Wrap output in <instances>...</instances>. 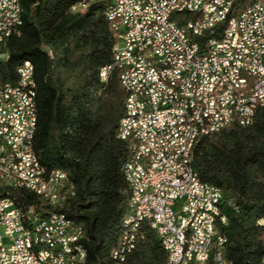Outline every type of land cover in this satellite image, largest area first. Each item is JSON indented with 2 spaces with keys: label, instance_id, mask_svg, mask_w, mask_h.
<instances>
[{
  "label": "built area",
  "instance_id": "obj_1",
  "mask_svg": "<svg viewBox=\"0 0 264 264\" xmlns=\"http://www.w3.org/2000/svg\"><path fill=\"white\" fill-rule=\"evenodd\" d=\"M234 2L102 1L116 43L113 64L99 71V79L105 82L116 68L126 94L116 137L128 145L129 156L122 171L127 185H135V196L128 198V211L141 205L148 223L149 207L157 208L159 234L166 235L173 248L171 264H175L185 217L200 208L218 209L221 204L219 197L196 185L195 177L193 185H186L175 162L176 152H184L191 164L198 137L234 125L246 127L264 107V1L257 0L237 14L233 12ZM181 14L191 18L183 22L178 17L172 19ZM221 24L225 26L219 35L207 38L203 48L193 46L195 35ZM15 35L14 0L0 1L2 47ZM3 57L5 54H0ZM28 77V69H21L20 81L13 82L12 87L0 86V92L7 93V102L0 104V185L12 187L7 152L19 148L23 176L30 180L28 191L40 193L39 170L29 148L31 116L23 114L20 104V96L30 99ZM184 119L194 123L190 148L181 145ZM133 171L141 172L142 181L133 179ZM172 177H179V184H172ZM54 181L52 203H44L39 210L30 207L31 211H52V218L35 220L40 244L48 245L45 263L73 264L83 232L74 223L61 222L60 212L54 211L65 199L61 193L65 182L57 172ZM223 245L215 224L203 220V227L195 230L185 251L183 264H203V260L224 264ZM0 264H36L28 236L23 235L18 215L8 203H0Z\"/></svg>",
  "mask_w": 264,
  "mask_h": 264
},
{
  "label": "trees",
  "instance_id": "obj_2",
  "mask_svg": "<svg viewBox=\"0 0 264 264\" xmlns=\"http://www.w3.org/2000/svg\"><path fill=\"white\" fill-rule=\"evenodd\" d=\"M257 0H235L234 14ZM264 1V0H261ZM20 34L0 49V85L16 80L24 62L33 65L36 89V132L33 152L47 173L61 171L65 196L54 211L64 213L83 232L82 264H166L155 231L143 221L131 250L113 258L128 211L129 188L123 175L127 143L116 137L126 94L113 68L105 82L99 71L113 64L116 39L105 5L90 0H20ZM82 12V13H81ZM178 17L181 22L191 18ZM225 24L197 39L218 36ZM191 165L200 182L221 192L226 224L225 257L230 264H263L264 107L250 125L231 126L199 137ZM0 197L16 206L39 210L33 193L0 185ZM212 264V263H210Z\"/></svg>",
  "mask_w": 264,
  "mask_h": 264
},
{
  "label": "bare ground",
  "instance_id": "obj_3",
  "mask_svg": "<svg viewBox=\"0 0 264 264\" xmlns=\"http://www.w3.org/2000/svg\"><path fill=\"white\" fill-rule=\"evenodd\" d=\"M3 1V0H0ZM92 2H102L109 0H90ZM13 0H5V3H12ZM14 12H15V23L18 28V35L20 34V27L22 25V7L20 0H14ZM15 35V36H18ZM202 35H195L193 39V46L195 48H203V44H199L197 39ZM2 47V37H0V48ZM21 69H28V85L31 92L30 99L28 96H20L21 110L25 116H31V130L29 131V148L31 151V158L34 161V167L38 172V179L40 181V188H43V192H31L33 193L41 202L43 203H52V194L54 193L55 188V172L59 174L62 180L66 181V174L61 171H53L47 173L45 168L40 164L37 155L33 152V141L36 132V123H37V114H36V85L33 78V65L26 61L22 63L16 70V80L20 81ZM3 87H12V83L8 82ZM7 102V93L0 92V104ZM184 133L181 136V145L183 148H190L192 135L194 131V123L192 119H184ZM120 130V121L117 127L116 132ZM199 138V137H198ZM197 138V139H198ZM196 142V141H195ZM195 144V143H194ZM193 144V146H194ZM7 159L10 163V170L13 173L12 187L21 188L28 191L30 188V180L27 177L23 176L24 173V161L22 158V153L19 148L8 149ZM175 162L179 163V171L183 172L185 176L186 185H193V177L196 179V185L202 189H207V194L213 197H219L221 201L222 196L219 189L200 182L195 171L192 168V165L189 164V159L184 152H176ZM133 179L135 181H142V174L140 171H133ZM67 182V181H66ZM68 183V182H67ZM172 184H179V177H172ZM129 188V197L135 196V185H128ZM0 203H8L14 208L16 214L18 215V222L23 229V235L28 236V244L31 252H34V261L36 264H46L45 263V254L48 252L47 244H40V228L35 223L37 221H45L52 218V211H31V207L23 209L16 206V203L9 197H0ZM221 205V204H220ZM219 205L218 209L213 208H200L196 211V214H188L185 217V223L182 225L180 242L178 243L177 248V257H175V264H183L185 261V251L189 248V244L192 240L194 232L196 229H201L203 227V220L210 222V224H215V231L219 233L220 238L222 239V253L225 254V245L227 243L226 237H224L220 228L226 224V217L222 213L221 206ZM35 218V219H33ZM61 222L72 223L68 217L60 212ZM147 219L150 227L157 234L158 239L160 240L163 250L167 254V263L171 264L173 260V248L170 244V241L167 239L166 235L159 234V228L161 226V218L158 217L157 208L149 207L147 211ZM145 221V216L141 214V205H134L131 208V211H128V216L123 219V229L120 236V241L118 247L113 251V258L118 259L120 255L124 252L129 251L133 248L134 241L136 238V233L138 225L140 222ZM260 224L264 225V215L260 220ZM82 232V229H81ZM82 238H78L79 251L77 256L73 259V264H82L86 258V251L82 244ZM230 261L224 257V264H230ZM212 263L210 260H203V264ZM264 264V259H263Z\"/></svg>",
  "mask_w": 264,
  "mask_h": 264
}]
</instances>
